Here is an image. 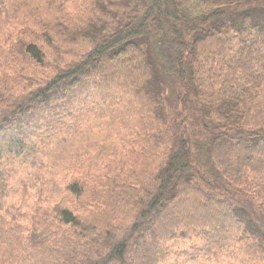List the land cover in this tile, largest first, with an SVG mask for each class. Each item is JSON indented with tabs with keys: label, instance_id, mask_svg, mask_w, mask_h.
<instances>
[{
	"label": "trees",
	"instance_id": "trees-1",
	"mask_svg": "<svg viewBox=\"0 0 264 264\" xmlns=\"http://www.w3.org/2000/svg\"><path fill=\"white\" fill-rule=\"evenodd\" d=\"M125 16L126 23L97 33V50L84 61L68 64L43 86L31 81L21 99L0 89V176L6 182L3 162L35 165L38 155L66 142H60L61 103L73 95L64 109L71 114L68 104L85 96L78 90L89 79L110 71L128 75L136 63L148 74L141 91L152 111L143 139L165 146L155 182L141 202L143 219L189 226L240 264L246 263L239 259L243 235L253 241L254 246L246 245L249 251L264 254V0H143ZM17 45L22 55L41 60L35 46ZM164 129L170 134L166 142ZM23 178L34 179L32 174ZM81 186L74 183L67 190L80 196ZM4 192L0 186V198ZM190 196L205 203L194 216L199 220L176 223L168 204ZM97 211L93 206L90 214ZM179 215L191 216L187 209ZM21 217L29 223L26 231L16 220L9 231L0 225V238L8 245L0 264H131L139 256L141 264H156L165 252L164 243L142 225L134 229L138 238L118 240L110 221L98 213L86 221L57 205ZM60 225L71 234L57 241L49 229Z\"/></svg>",
	"mask_w": 264,
	"mask_h": 264
},
{
	"label": "rangeland",
	"instance_id": "rangeland-1",
	"mask_svg": "<svg viewBox=\"0 0 264 264\" xmlns=\"http://www.w3.org/2000/svg\"><path fill=\"white\" fill-rule=\"evenodd\" d=\"M142 3L143 0H0V89L21 99V90L27 91L31 81L43 86L45 80L68 64L84 61V57L97 50V33H105L122 21L126 23L129 17L125 13L140 8ZM18 41L35 46L41 60L22 55ZM133 70L128 75L110 71L106 77L100 74L89 79V84L78 90L85 96L68 104L73 110L71 114L64 109L73 95L62 102L60 142L67 140L60 146L41 150L46 152L38 155L40 163L13 160L2 164L7 175L6 182L0 176V186L5 188L0 198V225L9 231L16 220L18 228L26 231L29 223L21 216L31 217L37 209L50 210L58 205L86 221L98 213L110 221L111 233L120 241L138 238L134 229L142 225L164 243L165 252L156 264H240V260L226 256L194 235L196 230L189 226L176 227L152 216L143 219L141 202L147 200V192L155 182L156 167L165 146L152 141L146 144L143 139L145 124L152 120V111L141 91L148 74L145 69H138L136 63ZM165 95H170L168 89ZM169 135L164 129V142ZM28 174L34 179L23 178ZM74 183L83 185L80 196L70 195L67 190ZM194 198L179 197L168 204L176 223L188 217L199 220L194 216L203 211L205 203ZM93 206L98 209L94 215L90 214ZM184 209L191 216L181 217L179 213ZM99 223L106 226V221ZM168 224L169 230L177 234L166 230ZM49 230L57 241L71 234L70 228L63 225ZM178 231H186L188 236L182 238ZM243 237L239 259L244 264H264V254L256 249L249 251L246 245L249 242L254 246L253 241ZM145 240L150 242L149 237ZM148 242L145 246H150ZM7 246L0 238V253ZM260 250L264 253V247ZM135 255L133 252L130 259L134 261ZM142 259L139 256L131 264H141Z\"/></svg>",
	"mask_w": 264,
	"mask_h": 264
}]
</instances>
